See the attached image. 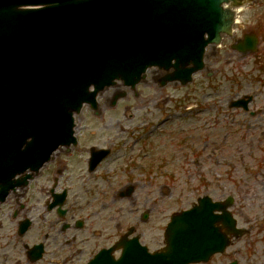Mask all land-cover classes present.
Here are the masks:
<instances>
[{
	"label": "water",
	"instance_id": "95a60500",
	"mask_svg": "<svg viewBox=\"0 0 264 264\" xmlns=\"http://www.w3.org/2000/svg\"><path fill=\"white\" fill-rule=\"evenodd\" d=\"M243 3L0 0V199L26 183V170L36 171L59 145L74 140V113L83 103L95 106L97 92L115 79L133 86L146 68L157 66L166 72L162 83L189 81L203 67L205 47L230 33ZM224 206L205 198L174 214L163 252L138 248L118 261L100 253L90 264L198 260L221 244L213 225L221 216L213 210Z\"/></svg>",
	"mask_w": 264,
	"mask_h": 264
},
{
	"label": "rangeland",
	"instance_id": "374dc122",
	"mask_svg": "<svg viewBox=\"0 0 264 264\" xmlns=\"http://www.w3.org/2000/svg\"><path fill=\"white\" fill-rule=\"evenodd\" d=\"M236 18L233 33L224 35L219 45L207 47L204 67L187 84L171 82L161 87L150 77L157 70L152 68L135 93L127 90L126 97L115 107L104 104L103 93V98L99 97L102 111L95 114L83 109L76 115V129H126L117 138L125 143L123 148L132 155L140 154V147L149 153L141 164L140 158L131 159L141 169L132 168L130 180L134 181L131 182L124 173L105 182L98 178V173L92 179L75 177L66 201L69 213L101 223L95 227L106 231L114 229L117 222L122 226L137 222L135 217L148 213L142 225L137 222L138 228L146 230L144 237L157 240H161L169 215L189 207L203 194L214 199L233 195L232 212L240 226H245L247 221L254 225L261 219L264 215V0L242 7ZM249 31L258 36L257 50L241 53L231 49L234 39ZM245 93L254 96L247 112L232 105ZM105 167L109 166L102 168ZM127 183L134 187V192L119 199L116 190ZM27 188L35 187L32 184ZM17 201L10 196L0 204V222L9 224L3 230L6 237L0 236V244H6L11 264H15L17 257L21 260L19 264H25L21 253L13 250L14 243L21 249V244L13 238L14 225L10 224L16 221L11 214L18 207ZM131 207L137 210L131 212ZM255 239L259 240L257 233ZM112 240L113 237L104 242ZM259 262V259L242 260V264Z\"/></svg>",
	"mask_w": 264,
	"mask_h": 264
},
{
	"label": "flooded vegetation",
	"instance_id": "af4514ba",
	"mask_svg": "<svg viewBox=\"0 0 264 264\" xmlns=\"http://www.w3.org/2000/svg\"><path fill=\"white\" fill-rule=\"evenodd\" d=\"M125 131L126 129H77L75 144L68 148L58 149L26 187L8 196V198L12 196V199L17 198L18 200V207L14 208L11 214L12 219L16 221L10 224L14 225L13 238L21 244V249H18L14 243L13 250L21 253L25 264H38L45 260L47 264L67 262L68 264H85L99 250L110 248L121 237L131 239L137 236L149 251L161 248L162 240L144 237L147 234L146 230L138 228V223L142 225L141 222L147 220L148 213L135 217L138 223H128L122 226L117 222L114 229L106 231L101 227H95L101 223L95 224L81 216L75 217L73 213H69L70 207H66L70 185L75 181V177L78 180L83 177L92 179L94 174L98 173V178L100 176V179L105 182L110 181L113 176L117 178L120 173H124L129 182L134 181L130 180L132 168L141 169L140 165L138 167L133 165L131 159L138 157L141 164L149 152L147 153L143 147H140V154L132 155V152H127L123 148L125 143L117 139L119 134ZM98 150H107V153L91 170V153ZM104 165L109 167L102 168ZM147 169L145 167V170ZM32 184L35 188L28 189L27 187ZM128 184L127 186L121 185L116 190L119 199L127 198L132 194ZM63 189L65 193L62 192ZM63 201L60 209L58 205ZM135 210H137L136 207H131V212ZM24 220L31 222L25 224L22 222ZM8 225V223L0 222V236L6 237L3 230L7 229ZM21 226L24 227L22 234ZM131 228L133 231L129 233ZM242 232L240 237H231L229 244L222 252L212 254L204 262L192 264H242L243 259H259L261 264H264V215L254 225L247 221ZM256 233L258 241L255 239ZM112 237V241L104 242ZM5 245L0 244V264H11ZM121 252V248L114 250V257L118 258ZM38 253L39 256L33 260V255H38ZM18 258L15 259V264L21 261Z\"/></svg>",
	"mask_w": 264,
	"mask_h": 264
}]
</instances>
